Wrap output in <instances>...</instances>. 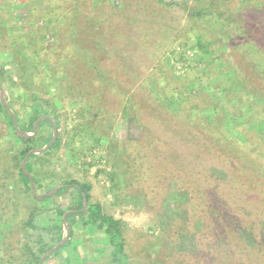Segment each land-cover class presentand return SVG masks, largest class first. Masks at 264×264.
I'll return each instance as SVG.
<instances>
[{
    "label": "rangeland",
    "instance_id": "obj_1",
    "mask_svg": "<svg viewBox=\"0 0 264 264\" xmlns=\"http://www.w3.org/2000/svg\"><path fill=\"white\" fill-rule=\"evenodd\" d=\"M202 2L205 0H77L79 9L74 20L79 40L77 48L79 52L89 51L96 69L79 63L76 69L81 81L85 82L88 77L90 82L81 93L80 87L75 86L78 97L62 91L57 93L59 141L32 161L33 169L40 166L44 175L52 178L53 188L68 185L58 182L70 179L89 185L90 200L98 202L103 213L121 220L124 243L121 264H214L217 257L226 258L228 253L239 258L248 254V245L239 234L228 241L225 236L221 237L220 244L228 245L226 248L215 247L213 238L225 231L216 224L217 219L213 222V217L204 215L203 222L213 235L200 234L198 230L195 233L196 227L191 229L190 223L197 226L191 206L197 202L199 210H206L209 204L210 192L203 197L195 193L196 188L210 190L212 184L220 189L233 186L236 196L231 201L233 212L258 231L264 223L263 206L258 205L257 196L251 195V186L246 182L242 183L245 188L238 183L223 182L232 168H240L236 160L247 162V168H260L264 174V141L258 142L252 137L256 142L245 151V145L229 143L228 137L222 141L221 129L216 128L228 123L232 128L238 122L234 100L226 98L231 97L229 92L239 91L240 86L234 87L240 78L247 80V84L241 85V91L264 106V91L255 86L264 83L261 71H256L257 65L264 66V5L258 9L252 5L254 0L251 4L226 1L235 16L241 12L242 20L222 27L215 16L199 17L191 12L192 8L201 7ZM51 8L59 14H72L71 0H0V62H5L4 68L11 70L14 77L20 68L10 61L19 60L24 53L23 30L28 28L27 18L43 25V16ZM66 23V20L59 24L52 22L49 26L58 25L62 32L71 31L73 27H66ZM231 63L237 66V76L232 79L229 74H233V69L228 67ZM188 82L194 83L192 93L204 92L205 100L215 104L212 108L207 103L200 111L209 114L217 126L195 115L186 119L183 110L172 114L158 107V102L164 105V100H156L158 91L155 94L152 88L168 94L172 88L184 90ZM53 88L51 91L57 92ZM82 95L85 99L79 100ZM4 97L6 101V94ZM126 104L132 105L129 112H134L137 120L127 115ZM186 104L185 110L189 109V103ZM262 105L253 111L256 117H262L259 114ZM194 106L195 103L191 107ZM93 121L97 124L91 128L94 134L86 138L74 135L76 130ZM179 123L183 133L176 127ZM208 130L213 131V135L208 133L210 138H206ZM13 141L7 121L0 115V203L9 198L11 202L26 204L27 193L18 173ZM202 142L209 145L208 149ZM174 154L184 160L182 177L188 176V182L192 183L195 196L192 200L185 201V195L172 190L175 184L170 173L174 162L170 159ZM221 171L225 173L223 178ZM35 190L38 194L47 192L44 188ZM170 192L179 193L176 204L179 203L182 211L178 219L170 211L176 207L168 200ZM224 192L220 190V199ZM12 194L15 198H10ZM69 194L70 189L40 202L57 204L69 200ZM82 210L85 209L82 207ZM66 211L74 213L76 209ZM70 220L75 221L72 243L60 252L61 256L76 251L80 264H116L109 255L111 246L102 229L94 224L82 225L76 215ZM65 222L68 229L66 216ZM186 227L190 232L185 240L182 238L181 247L188 250L183 258L174 245L179 242L180 234L186 233ZM227 227L234 228L233 224ZM192 250L195 254H191ZM60 262L62 257L55 256L43 264ZM243 262L252 264L253 260Z\"/></svg>",
    "mask_w": 264,
    "mask_h": 264
},
{
    "label": "trees",
    "instance_id": "obj_2",
    "mask_svg": "<svg viewBox=\"0 0 264 264\" xmlns=\"http://www.w3.org/2000/svg\"><path fill=\"white\" fill-rule=\"evenodd\" d=\"M226 1L228 0H205V2L201 3V7H196V9L192 8L191 12L199 17L206 14L215 16L222 27H225L226 25L228 26L230 23L237 22L238 20H242V17L239 15L241 12L235 16V14L229 10ZM240 1L251 4V0ZM254 1L255 2L252 5L258 9H262L264 1ZM165 4L168 3L165 2ZM71 5L72 14L70 16H66V13L59 14L54 10V8L48 10V12L43 16V25H39L38 21L32 20L30 17L27 18L29 25L27 29L25 28L26 30H23L25 33V36L23 37L26 40V43L22 48L24 53H21L22 57L19 60L16 59V61H10V63H14L15 66H19L20 68L18 72L16 71V79L13 76L11 70L4 68L5 62H0V86L3 88L6 94V103L16 119L19 130L24 131L25 135L20 136L16 132L13 126V118L7 111L6 106L2 104L1 100L0 115L7 121V124L9 125V131L12 136H14L12 149L15 151L20 180L22 181L23 186L25 187V192L27 193L26 204L21 203V201L11 202L12 199L9 198H4L2 203H0V264H36L44 252L50 250L58 241L62 239L64 235L62 216L64 212L69 209H76V211L74 213L70 212L66 215L69 226L64 242L58 245L52 253L47 255L41 264L55 256L62 257V262L59 264H80V257L78 254H76V251L75 253L74 251H71L72 253L68 252V255L66 256L60 255V252L66 249L72 243L75 221H71L70 219L75 215L82 225L85 226L94 224L97 225L98 228L102 229L108 241V245L111 246L109 255L111 256V259L114 263L121 264L120 255L124 254V243L121 234V220L103 213L101 211L100 204L90 200L88 184L79 183L75 179L63 180L61 182L59 181L58 183H67L68 185L64 186L62 189H58L53 193V195H45L38 199L36 194L32 191L28 175L25 174L21 169V163L25 153L30 149L41 148L51 139L52 124L50 120L41 119L38 123L36 133H33L35 120L42 115H47L55 121L56 127H58L57 113L58 108L60 107V100L57 93L62 91L72 95L74 98L78 97L77 95L79 94V90L81 89V93L82 88L88 86L87 83L90 82L88 77L85 78V82L81 81L76 69L79 63L84 62L85 64H83L86 67H93L96 69V65L94 64L93 59H91V55L88 53L89 51L85 50L82 51V53L79 52L77 48V46H79V40L76 36L77 28L75 27L74 20L77 17L79 4L77 3V0H71ZM225 10L228 12H223ZM64 20L67 22L66 27H73V29L70 28L71 31L66 29V31L62 32L58 25L52 24L49 26V24L52 22L59 24ZM212 32L214 33V31ZM51 37H54L55 39L53 42H50ZM82 48L86 49V47ZM40 55L42 56L41 58L39 57ZM228 67L233 69L232 74L230 73V69L225 68V70L229 71L230 79H232V77L236 75L235 72L237 73V66L231 63V65L229 64ZM256 71L258 73L261 71L260 75L264 78V66L257 65ZM245 82L247 84V80L245 81L240 78L238 85L234 87L239 88L240 86L239 91L236 89L235 92H229L228 94L231 97L226 98L228 100H234L233 105L236 106L235 111L238 122L232 128L229 123L228 125L224 124V126H218L216 128L221 129L220 135L222 136V141L226 140V137H228L230 139L229 143L232 141L238 142L239 144L245 145L243 149L248 151V147L252 146L256 142V140H252V137L257 138L258 142L259 140L264 141V106L258 102H255L247 92L243 93L241 91V85ZM193 85V82H188L183 86L185 91L172 88L168 94H163V91L160 89L154 90V88H152L151 91H154L155 94L158 91L159 95L158 93L155 95L156 100H164V105H162L159 101L158 107L160 108L161 106V108L165 109L166 112L171 111L172 114H174L176 110H183V115L187 116L186 119H190L195 115L197 118L204 119L205 121L207 120L210 124L214 123V125L217 126L218 123L216 124V121L211 119L209 114L202 113L200 111L201 107L207 103H210L209 106L212 108H215V104L205 100L206 95L204 96L202 94L204 92L200 91L199 93L198 91L192 93ZM75 86H79V90H76ZM255 86L259 90L264 91V83L263 85L261 83L259 86ZM52 87H54L53 90L57 92L51 91ZM234 88H230L229 90ZM226 89L227 88H225L224 93L227 92ZM243 95L248 97L243 98ZM83 99H85V96L82 95L79 97V100ZM87 103L89 106L91 105L90 101ZM186 103H189V109L185 110L187 107ZM194 103L195 106L192 108L191 106L194 105ZM258 105L263 106L259 113L262 117H256L253 113ZM129 109H132V105L130 106L129 104H126L125 111L129 112ZM128 112L127 115L131 119L136 117L135 119L137 120V115L134 112ZM181 124L182 123H179L176 127L180 128L181 132L183 133L184 130ZM93 126H97L96 121H93V124H85L82 128L76 130L77 133L74 132V135L86 138L87 135L89 136L92 133L94 134L93 129L95 127ZM47 128H49L48 133H46ZM208 133L213 135V131L210 132L208 130L206 138H210ZM192 140L195 141L193 138ZM58 141L59 136H57L56 132L53 145L46 148L40 154L30 153L26 160L25 170L30 174L35 189L39 190L44 188L45 190L49 191L53 188V186H55L53 185L54 182L52 178L44 175L40 169V166H38L35 170L33 169L32 161L39 159L44 154H46L52 147L57 145ZM202 144L206 149H208L209 145H205L203 142ZM69 150L72 152L71 148ZM169 157L171 158L170 155ZM181 159L182 157L177 154H174L173 158L170 159L174 162H172L174 166L172 165L171 167L173 168V172L171 171L170 173V177L174 179L175 184L172 190L179 191V193L181 192L180 195H185L186 197L185 201H189L192 200V198L194 199L195 196L191 190L192 183L188 182L189 177H182V172H184L185 165L183 163L184 160ZM233 160L235 161V159ZM236 161L237 166L240 168H232L227 180L223 182H225V184L238 183L242 188H245L244 184L242 183H248L252 189L251 195L257 196L260 199L258 205L262 204L264 207V177H262L264 175L263 171H260V168H247V162L241 163L239 160ZM221 173L223 178L225 173L223 171H221ZM163 176L166 177L165 174ZM209 178L210 177H208V179ZM205 179L207 180V177ZM202 187L204 188V186ZM223 188L224 189H220L217 187V185L215 186V184L210 186V190H200L196 188L195 193L198 192V195L203 197H205L207 191L210 192L209 204H207V207L205 208L206 210H199V207H196L198 205L197 202L191 206L190 210L193 214L192 216L197 221V226H195L193 223H190L191 229L194 230L196 227L195 233L198 230L200 234H203L204 232L207 236L208 234L213 235V233H209L208 225L203 223L205 221L204 215L209 216L210 218L213 217V222L214 219H217L218 223L216 222V224L219 225V227H223L222 229L225 231V233H219L218 238H213V244L215 247L218 245L219 248H226L228 245L223 246L220 244V242L223 240L221 237L225 236L226 241H228L233 235L236 237L237 234H239V236H237L248 245H246L248 254L244 255V257L239 258L236 255L228 253L226 258L221 256L217 257L214 264H249L243 261L251 259L253 260L252 264H264V223L258 231L257 227L252 223L248 224L242 221V218L233 212V204H231V201L233 198H236L233 186L225 185ZM69 189L71 190V194H69V200L66 199L60 203L52 205H43L40 202L46 198H52L53 196L62 194L64 191ZM5 190L7 189L5 188ZM220 190H225L224 194L221 195V199L219 194ZM179 193L177 192L174 194L170 192V194H168V200H170V204L174 203V205H176V207L173 210L170 209V211L173 214L172 216L177 219L180 217L178 213L182 211L179 208V203L176 204V202H178L176 201V198L178 199ZM83 195L87 201L85 210H82ZM10 198H15V196L12 194V197ZM220 206L222 209H220ZM263 207L262 209H264ZM228 208H230V210H227ZM199 212H202V214H198ZM229 224H233L234 228L231 229L227 227ZM185 232L186 233L183 232V234H180L182 232H177V234L182 236L179 239V242L174 245L175 248L180 252V256L183 258V254H186L188 250L182 249V238L185 240L188 232L190 231L187 228ZM190 241H192L191 238ZM73 249H76V247L74 246ZM1 252L3 255H1ZM195 252L196 251L193 252L192 250L191 254H195Z\"/></svg>",
    "mask_w": 264,
    "mask_h": 264
},
{
    "label": "water",
    "instance_id": "obj_3",
    "mask_svg": "<svg viewBox=\"0 0 264 264\" xmlns=\"http://www.w3.org/2000/svg\"><path fill=\"white\" fill-rule=\"evenodd\" d=\"M4 94H5V93H4V90H3V88L0 86V100H1L2 104L6 106L7 111H8L9 114L12 116V118H13V126H14L16 132H17L20 136L25 135V132H24V131L19 130V127H18V124H17V122H16V119H15L13 113H12V112L10 111V109L8 108V105H7L6 101H5ZM41 119H48V120H50V122H51V124H52L51 139H50L46 144H44L41 148H39V149H30V150H28V151L25 153L24 158H23L22 163H21V169L23 170V172H24L25 174L28 175V177H29V179H30V185H31L32 191L36 194V197H37V198H41V197H43V196H45V195H52L54 192H56L58 189H60L61 187L64 186V184H62V185H60V186H56V187L52 188L51 190H49V191H47V192H42V193H39V194H38V193H36L35 186H34V184H33V182H32V179H31L30 174L25 170V163H26V160H27L29 154H30V153H42V152H43L48 146H50V145L52 144V142L54 141V139H55V137H56V130H57V129H56V125H55L54 121L52 120V118L49 117V116H47V115H42V116H40L39 118H37V119L35 120V122H34V130H33V133H36L37 128H38V123H39V121H40ZM86 203H87L86 198H85V196L83 195V209L86 208ZM67 213H68V211L64 212V214H63V216H62V220L64 221V222H63L64 235H63L62 239H61L60 241H58V242H57V243H56V244H55L50 250L44 252V253L40 256V259H39V261H38L36 264H41V263L43 262L44 258H45L47 255H49L50 253H52V252L54 251V249H55L58 245H60V244H62V243L64 242V240H65V238H66V232H67V225H66V222H65V216H66Z\"/></svg>",
    "mask_w": 264,
    "mask_h": 264
}]
</instances>
